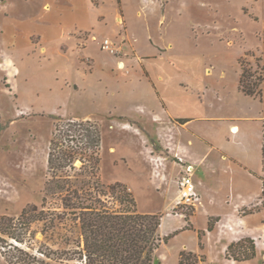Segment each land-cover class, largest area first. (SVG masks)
I'll list each match as a JSON object with an SVG mask.
<instances>
[{
    "label": "rangeland",
    "instance_id": "374dc122",
    "mask_svg": "<svg viewBox=\"0 0 264 264\" xmlns=\"http://www.w3.org/2000/svg\"><path fill=\"white\" fill-rule=\"evenodd\" d=\"M49 13L62 19L80 14L86 23H72L54 41L35 33L29 39L15 34L16 27L26 30L29 18L56 27L46 18ZM2 29L9 44L2 40ZM106 38L114 52L103 47ZM240 56L252 70L256 62L264 64V0H0V216L16 218L27 204L41 202L49 140L62 117L99 125L103 183H125L141 213L173 214L192 226L196 207L177 204L179 179L184 167L193 165L187 149L199 158L209 145L177 128L181 119L167 118L154 81L198 78L211 100L221 90L236 111L250 103L255 107L260 102L248 98L244 104L231 94ZM213 102L214 109L223 107L220 100ZM158 115L170 125L163 128ZM198 128L207 135L216 133L209 122H199ZM207 160L201 169L208 170L214 186L209 201L219 205L229 175L243 171L212 156ZM194 168L193 180L202 184L201 169ZM217 217L211 216V223ZM261 235L264 231L250 238L260 246ZM42 239L35 232L34 240ZM4 245L0 240V264H11L10 259L18 264L19 251ZM176 246L173 240L167 244L168 264L176 263ZM160 247L164 243L153 264L164 257ZM244 264H264V258Z\"/></svg>",
    "mask_w": 264,
    "mask_h": 264
},
{
    "label": "trees",
    "instance_id": "16d2710c",
    "mask_svg": "<svg viewBox=\"0 0 264 264\" xmlns=\"http://www.w3.org/2000/svg\"><path fill=\"white\" fill-rule=\"evenodd\" d=\"M238 64L239 89L245 95L261 98L264 64L256 62L257 68L252 70L243 56ZM101 142L96 122L59 117L49 140L48 176L41 202L27 204L16 218L0 216V234L14 242L1 236L0 240L6 248L19 251L18 264H153L156 250L173 236L160 235L161 215L137 210L134 195L125 183L101 181ZM252 174L261 180L262 194L260 202L242 208V214L258 212L264 206V176ZM214 224L210 218L208 229ZM35 232L42 233L41 241L34 240ZM255 256V243L250 237L230 242L225 252V258L235 261ZM199 260L204 256L179 253L180 264Z\"/></svg>",
    "mask_w": 264,
    "mask_h": 264
},
{
    "label": "crops",
    "instance_id": "0c3cea01",
    "mask_svg": "<svg viewBox=\"0 0 264 264\" xmlns=\"http://www.w3.org/2000/svg\"><path fill=\"white\" fill-rule=\"evenodd\" d=\"M76 1L83 2V0ZM43 13L44 11H41L38 14L42 16ZM38 16L36 15V17ZM46 18L56 27H44L42 21H38V18L35 22L32 18H29L26 30L20 27L13 30L15 34L20 32L22 37L28 35V39L30 34L35 33L41 35L45 41H54L62 36L72 23L80 25L86 23V20L80 14L74 15L73 18L65 17V19H62L59 14L55 16L49 13ZM1 32L3 33L2 40L9 44L10 42L4 35V29ZM22 43H24V40ZM197 64L199 65V63ZM145 67L142 66L143 70L146 69L151 77L149 69L147 66ZM173 69L175 71V68ZM175 73L178 74L179 71L176 70ZM239 73L238 71L237 87H235L234 93L231 92V94L244 104L246 103L244 99L247 100L248 98L258 101L260 102L258 106L254 107L253 103H250L248 107L245 105L243 109L236 111L232 108L234 106L231 103L232 98L225 101L224 95H220L221 90H215V97L213 96L211 100L210 95H207L208 87L202 83L200 84L198 78L187 79L186 82H182L177 78L176 80L169 78L166 82L161 80L163 78H160L159 82L154 81L159 93V96H156L161 101L167 118L181 119L183 125L181 124L179 127L176 125L175 127L187 130L193 137L200 139L202 142L205 141L209 145V150L200 155L199 158L197 156L191 157L190 151L187 149L193 167L196 165L201 169L202 165L208 161L209 156H212V158H218L221 162L229 163L231 166L235 164L243 171L240 174L232 173L229 175L230 185L221 190L223 191V199L219 202V205H214L209 201V198L213 196L214 186L207 174L208 170L203 168L200 170L203 179L201 178L202 184L198 182L197 185L196 181L193 180L195 174L192 173L191 179L194 189L199 196V202L194 204L196 207L194 216L190 219L192 226H186L184 219L174 218L176 215L165 214L161 217L158 229L162 237L173 233V236L169 238V242L173 240L177 244L175 247V264H180L178 259L181 251L204 256V260H199L195 264H244L259 258L260 255L264 258L263 235H261L263 239L261 242L263 243L260 246L255 244L256 256L254 258L244 261L225 258L226 248L230 242L242 237H252V235L264 231V206L255 213H239L240 209L260 202L262 182L252 172L264 176V104L261 103L262 97L258 99V97L245 95L239 89ZM215 100H220L223 107L214 109L215 102L213 101ZM183 107H187L188 111H185L186 113L182 111L186 110ZM158 117L160 118L161 115H158ZM160 121H163L161 126L170 125L161 118ZM199 122L211 123L216 133L205 134L203 130L198 128ZM162 127L164 128V126ZM232 127H237V131L233 132ZM177 139L181 140L180 137H177ZM148 148L150 149V145ZM214 152H217L218 156L212 154ZM202 197L205 198V201L201 200ZM213 215H217L219 219L213 228L209 230V219ZM238 230L244 233L238 234ZM169 242L164 243V247H160L161 254H164L160 264H168V253L171 251L168 252L167 244Z\"/></svg>",
    "mask_w": 264,
    "mask_h": 264
},
{
    "label": "built area",
    "instance_id": "2783aa9c",
    "mask_svg": "<svg viewBox=\"0 0 264 264\" xmlns=\"http://www.w3.org/2000/svg\"><path fill=\"white\" fill-rule=\"evenodd\" d=\"M103 47L111 52L115 51V46L114 44L111 43L109 39H104L103 40ZM194 171V167L191 164H187L184 167L183 174L181 178L179 179V192L181 195V198L177 202V204L181 203H186L187 206H190L189 204L194 205L195 203L199 202V196L197 192L194 189V184L191 179V175Z\"/></svg>",
    "mask_w": 264,
    "mask_h": 264
},
{
    "label": "bare ground",
    "instance_id": "6f19581e",
    "mask_svg": "<svg viewBox=\"0 0 264 264\" xmlns=\"http://www.w3.org/2000/svg\"><path fill=\"white\" fill-rule=\"evenodd\" d=\"M231 130H232L233 132H236V131H237V127H232ZM162 225H163V224H162Z\"/></svg>",
    "mask_w": 264,
    "mask_h": 264
}]
</instances>
